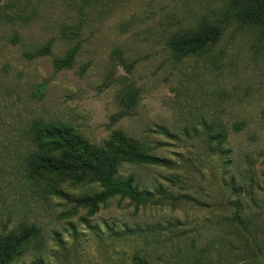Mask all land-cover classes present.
Listing matches in <instances>:
<instances>
[{"label": "rangeland", "instance_id": "obj_1", "mask_svg": "<svg viewBox=\"0 0 264 264\" xmlns=\"http://www.w3.org/2000/svg\"><path fill=\"white\" fill-rule=\"evenodd\" d=\"M28 3L3 9L16 20L0 18V234L27 223L41 235L10 264H264V32L234 24L202 55L177 61L170 38L226 24L228 0H104L83 16L71 0ZM81 22L65 39L64 26ZM49 41L50 55L24 56ZM75 46L73 67L55 70ZM116 50L137 62L131 72ZM128 86L140 90L138 104L115 122ZM34 119L69 124L94 144L114 131L146 144L172 165L125 164L119 175H134L155 201L117 197L89 217L78 202L16 180ZM240 122L244 130H232ZM214 126L230 130L220 147L208 144ZM238 207L252 249L229 224Z\"/></svg>", "mask_w": 264, "mask_h": 264}, {"label": "trees", "instance_id": "obj_2", "mask_svg": "<svg viewBox=\"0 0 264 264\" xmlns=\"http://www.w3.org/2000/svg\"><path fill=\"white\" fill-rule=\"evenodd\" d=\"M0 18L16 20L14 13L10 15L4 12L5 8L17 7V12L22 7L28 8L29 0H6L1 4ZM5 1V0H4ZM42 0H38L40 3ZM74 10L80 16L85 15V10L103 3L104 0H71ZM37 11L22 20L23 24L29 23L37 15ZM226 24L201 25L188 36L174 35L169 40V48L175 60L181 61L189 56L202 55L208 48L215 45L223 36L225 29L231 25L249 26L264 32V0H228L226 8ZM226 25V26H225ZM83 26V22L77 25L64 26L63 36L73 40ZM264 35V34H263ZM53 41L36 48L32 52L24 53L28 60L38 59L51 54ZM79 46H75L63 56L53 62L55 70L71 69L76 61ZM127 72H131L137 62L128 63L120 50H116ZM88 66L83 67V72ZM124 92V93H123ZM121 105L124 111L113 119L115 122L125 115H130L131 108L138 104L140 90L134 86H128L122 91ZM131 110V111H130ZM245 123L240 122L232 127V130L240 132L244 130ZM209 146H222L227 143L230 130L214 126L207 128ZM23 136L29 141L30 149L15 164L16 180L31 188L44 191L49 196L68 199V202H78L87 210L89 217L97 214L102 207L114 198L128 199L136 205H146L155 201L153 192L141 190L135 183V176L122 178L119 175L120 168L125 164L141 166H168L172 163L164 158L155 156L151 149L143 142L129 137L123 131H114L113 134L101 144L90 142L73 126L60 122H47L42 119H34ZM211 143V144H210ZM228 151L226 150V155ZM97 185L98 192H86L83 195H74L70 190L84 185ZM240 205V204H238ZM242 210H238L229 218V224L233 226L234 233L245 246L252 249L250 238L253 235L250 223L242 216ZM241 225L245 231L241 230ZM41 228L35 224L22 223L8 233L0 234V264H10L38 240ZM263 253V251H262ZM264 254V253H263ZM256 255L253 258H257ZM248 264H253L251 261Z\"/></svg>", "mask_w": 264, "mask_h": 264}]
</instances>
